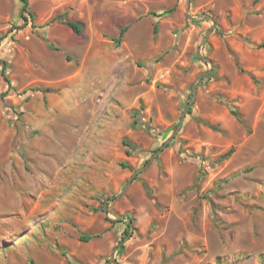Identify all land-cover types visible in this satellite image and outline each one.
I'll list each match as a JSON object with an SVG mask.
<instances>
[{"label": "rangeland", "instance_id": "1", "mask_svg": "<svg viewBox=\"0 0 264 264\" xmlns=\"http://www.w3.org/2000/svg\"><path fill=\"white\" fill-rule=\"evenodd\" d=\"M22 4L0 0V264H264V0Z\"/></svg>", "mask_w": 264, "mask_h": 264}, {"label": "trees", "instance_id": "2", "mask_svg": "<svg viewBox=\"0 0 264 264\" xmlns=\"http://www.w3.org/2000/svg\"><path fill=\"white\" fill-rule=\"evenodd\" d=\"M23 1V4H22V7H21V10H20V14H21V17L24 19V20H28V17L31 18V20H34L35 19V14L34 12L29 8V0H22ZM61 21L63 23H65L66 25H68L70 28L73 29V31H75L76 33H81L82 31V24L78 21H75V20H72V19H69L68 16H67V13H63V14H58L56 15L54 18H52L47 24L49 23H52L54 21ZM130 27V24H127V25H124L121 29H120V34L118 37H115L114 40L117 42V44L119 45V42L121 41L123 35L125 34V32L129 29ZM158 26L157 24L155 25V30H157ZM1 41V40H0ZM260 47L264 46V43H261L259 45ZM3 65H2V73L4 75V78L5 80L7 81V83L9 84V87L11 86V81L7 75V62L5 60H3ZM229 107H230V110L231 112L240 120L242 121V115L240 114L239 110L234 106L232 105L230 102H227ZM188 113H191V110L188 111ZM137 115H139V113H136ZM123 143L125 145H128L130 148H133V149H136L135 145L130 142L128 139L124 138L123 139ZM233 149H230L228 150L226 153H224L223 155L220 156V159H225L227 158L231 153H232ZM126 153L127 154H131V150L130 149H127L126 150ZM148 162V160L146 161ZM122 165L125 166V167H128V164L126 162H122ZM129 231V229L126 230V233ZM92 236L90 235H87V236H83L82 239H85V240H88V239H91Z\"/></svg>", "mask_w": 264, "mask_h": 264}, {"label": "water", "instance_id": "3", "mask_svg": "<svg viewBox=\"0 0 264 264\" xmlns=\"http://www.w3.org/2000/svg\"><path fill=\"white\" fill-rule=\"evenodd\" d=\"M194 89H195V86H194ZM189 105H190V104H188L187 107L185 108V110L183 111V113H182V117H181V119H180V122H179V124H178V126H177L176 131L174 132V135H175V134L181 129V126H182V123H183L184 117H185V115H186V112H187V110H188V108H189ZM174 135L171 136V138L168 139L165 143H163V145L161 146V148H159V149L155 152V154H154V155L148 160V162H147L142 168L136 170V171L133 173V175L131 176V178H130L129 181H128L127 186L124 188V190H126V189L130 186V184L132 183V181H133V179L135 178V176H136L140 171H142V170L148 165V163H149L152 159H154V158L159 154V152H160L164 147H166V146L168 145L169 141L174 137Z\"/></svg>", "mask_w": 264, "mask_h": 264}]
</instances>
